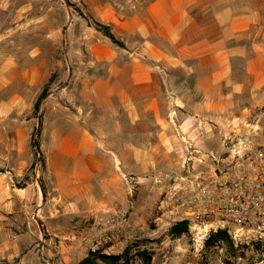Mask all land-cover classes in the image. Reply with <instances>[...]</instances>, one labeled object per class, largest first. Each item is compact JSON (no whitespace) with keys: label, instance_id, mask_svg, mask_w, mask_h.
Instances as JSON below:
<instances>
[{"label":"crops","instance_id":"1","mask_svg":"<svg viewBox=\"0 0 264 264\" xmlns=\"http://www.w3.org/2000/svg\"><path fill=\"white\" fill-rule=\"evenodd\" d=\"M255 1L79 0L122 47L98 34L82 41L83 21L65 29L69 51L84 46L95 74L78 76L88 98L79 113L48 94L38 137L43 194L27 174L44 64L33 45L15 67L0 56V264L82 261L102 238L104 215L133 207L122 177L136 175L130 163L147 160L145 147L171 162L177 148L184 163L185 146L216 150V128L228 131L224 143L264 144V9Z\"/></svg>","mask_w":264,"mask_h":264},{"label":"rangeland","instance_id":"2","mask_svg":"<svg viewBox=\"0 0 264 264\" xmlns=\"http://www.w3.org/2000/svg\"><path fill=\"white\" fill-rule=\"evenodd\" d=\"M84 1L93 3L96 0ZM78 2L79 0H4L1 2V5L6 8L0 12L2 32L0 35V56L13 61L15 64L9 63L10 68H12V65L15 67L18 63H24L25 59H30V47L33 45L37 49L34 50L39 53L38 64H44V68H40L42 70L38 86L41 92L44 89L47 91V97L42 101L37 114L32 113L30 116L33 119L34 127L38 119L41 122L44 121V104L49 97L48 94L53 89L56 96L51 100L56 106L66 108L72 114L79 113L81 106H87L85 104L88 101L86 88L78 76L84 75L83 77H86L95 74V72L94 67L86 65L89 57L86 52L81 50L85 49L84 46L78 47L74 44L72 50L69 51L68 49V39L65 38L67 33L64 37V31L69 26L70 20L83 21V25L89 28L87 30L84 28L85 34L82 31L81 35L79 34L82 41L96 43L95 37H98V34L108 44L114 46L95 30L94 24L98 23L89 18V15L86 16V7L84 6L85 9L82 8ZM255 3L256 5L260 4L264 9V0H257ZM70 5L72 6L70 7ZM87 18L90 21H87ZM260 21L264 23V18H260ZM32 25L38 27V35L36 36L31 33ZM55 26L58 29L57 33L54 34L52 28ZM71 32L73 33V26ZM55 36L58 37L57 41L54 39ZM35 37L38 39L37 43L34 41ZM89 37H91L90 40ZM52 43H55L53 47ZM54 63H59L61 66H56L57 69L53 70ZM50 71L52 72L50 73ZM97 72H101V70ZM62 77L63 80H60ZM63 86H65V92L61 91ZM90 107L93 105L91 104ZM72 117L74 116L72 115ZM74 121L78 122L77 119ZM214 132L216 140H218V146L212 152L215 155H222L218 152V147L225 151L226 148L238 142L230 140V144L224 143L227 136L230 135L223 136V133L228 131L216 128ZM262 133H264V129H262ZM236 138H240V136ZM34 139L35 133L32 136L31 146ZM141 148L136 147V149ZM191 148L198 149L193 146ZM145 149L150 150L145 162L140 160L130 163L136 171V175H124L122 177L126 191L130 192L127 194L129 195L128 198H133V207L123 211L118 209L120 211H117L118 213L111 212L104 215L103 225L98 227V230L101 229L102 238L97 241L92 240L90 245L93 247L90 253L96 252L104 256H115L119 255L125 248H129L131 255L146 252L151 257L150 264H224L226 258L229 257L225 248L216 247L204 250L203 243L210 234L201 239L200 235L196 236V232H192L188 233V236L177 238L180 239L178 243L173 242L176 238L170 237L167 231L178 221H174L165 212L158 211L157 207L159 201L163 199L164 193L184 172L183 163L182 161L180 163V158L177 157V148L175 153H172L173 157L177 159L174 162L168 159L169 155L162 154L159 147L150 146L145 147ZM183 150L187 154L186 146ZM198 150L201 151L202 149L199 148ZM36 167L38 168L37 178ZM40 169V164L35 162L29 168L27 175L33 179H38V182L41 183ZM27 175L24 176L23 180L28 179ZM21 183L22 181L19 184ZM97 242L98 244L95 245ZM236 252V256H239V250ZM244 257L245 260L249 259V261L247 263L242 261L239 264H253L255 262L254 255L249 251ZM133 264H141V261L135 258Z\"/></svg>","mask_w":264,"mask_h":264},{"label":"built area","instance_id":"3","mask_svg":"<svg viewBox=\"0 0 264 264\" xmlns=\"http://www.w3.org/2000/svg\"><path fill=\"white\" fill-rule=\"evenodd\" d=\"M186 151L185 174L164 193L157 210L186 222L188 233L201 239L224 231L242 253L224 264L247 263V251L255 257L253 264H264V144L238 141L222 155L191 146Z\"/></svg>","mask_w":264,"mask_h":264},{"label":"trees","instance_id":"4","mask_svg":"<svg viewBox=\"0 0 264 264\" xmlns=\"http://www.w3.org/2000/svg\"><path fill=\"white\" fill-rule=\"evenodd\" d=\"M72 5H70L71 7ZM95 30L100 33L104 38L109 40L111 44L117 47H122V45L117 42L113 36L111 35L109 29L107 27H103L99 24H94ZM47 91L44 89L40 93L39 97L37 98L34 106H33V114L36 115L42 101L46 98ZM37 127L35 129V139L32 142V149L33 155L35 158V162L37 164H43L40 152H39V144H38V137L41 130V121L38 119ZM33 163V165L35 164ZM32 165V166H33ZM40 188L42 194L44 193V189L42 184L40 183ZM170 237L172 238H180L184 236H188V226L187 223L184 221L174 223L167 231ZM204 250H210L216 247L225 248V251L228 256L236 257V249H233L231 242L224 231H217L214 234H210L208 238L203 243ZM239 253H241L239 251ZM242 254V253H241ZM135 258L141 261V264H150L151 257L146 252H138L134 255H131L130 249L125 248L119 255L115 256H104L100 255L99 253H90L87 255L82 261L77 264H133Z\"/></svg>","mask_w":264,"mask_h":264}]
</instances>
